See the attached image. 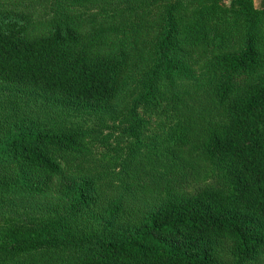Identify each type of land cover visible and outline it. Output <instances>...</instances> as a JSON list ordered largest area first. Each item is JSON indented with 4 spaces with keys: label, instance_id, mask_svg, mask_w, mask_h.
I'll return each instance as SVG.
<instances>
[{
    "label": "trees",
    "instance_id": "obj_1",
    "mask_svg": "<svg viewBox=\"0 0 264 264\" xmlns=\"http://www.w3.org/2000/svg\"><path fill=\"white\" fill-rule=\"evenodd\" d=\"M5 206L0 264H264V5L0 0Z\"/></svg>",
    "mask_w": 264,
    "mask_h": 264
},
{
    "label": "rangeland",
    "instance_id": "obj_2",
    "mask_svg": "<svg viewBox=\"0 0 264 264\" xmlns=\"http://www.w3.org/2000/svg\"><path fill=\"white\" fill-rule=\"evenodd\" d=\"M257 6H263L264 0H255ZM15 103L19 101L18 109L21 110L24 114L30 116L31 118L39 119L42 123L47 125L48 127L52 129H58L63 127V124L67 121L69 117L63 116L57 113L56 110L51 108L50 106L44 105V103L41 100L35 101V100H26L25 97H21L18 99H14ZM50 118H53L54 120H51ZM71 122H67V124H70ZM72 124V123H71ZM92 121H85V125H89L86 127H91ZM153 129H156L155 125H153ZM159 130V129H156ZM110 131V132H109ZM109 131H105L108 134L104 138L103 136L99 137L97 140L92 141V152L99 156V157H105L106 160H109L111 155L114 154L112 149H107L103 147L104 145L99 146L101 138L103 139V142H108L107 138L111 134L109 142L112 143V146H127V141L131 140L129 136L126 135L125 128L124 127H118V128H112ZM122 139V140H121ZM103 147V148H102ZM106 166H104L105 169ZM209 178H203L201 177L199 179V183L196 184L197 187H202L203 184L208 181ZM211 180V178H210ZM151 180L147 179L146 183H150ZM191 187H195L192 185ZM11 208H8L7 206L0 208V221L4 220L5 217L13 215L14 212L10 210ZM16 214H19L16 213Z\"/></svg>",
    "mask_w": 264,
    "mask_h": 264
}]
</instances>
